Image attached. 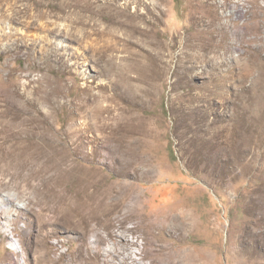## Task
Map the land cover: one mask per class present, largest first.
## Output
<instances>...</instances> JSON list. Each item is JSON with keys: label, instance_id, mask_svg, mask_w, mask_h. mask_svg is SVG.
Wrapping results in <instances>:
<instances>
[{"label": "rangeland", "instance_id": "obj_1", "mask_svg": "<svg viewBox=\"0 0 264 264\" xmlns=\"http://www.w3.org/2000/svg\"><path fill=\"white\" fill-rule=\"evenodd\" d=\"M2 205L0 264H264V0H0Z\"/></svg>", "mask_w": 264, "mask_h": 264}, {"label": "bare ground", "instance_id": "obj_2", "mask_svg": "<svg viewBox=\"0 0 264 264\" xmlns=\"http://www.w3.org/2000/svg\"><path fill=\"white\" fill-rule=\"evenodd\" d=\"M5 210L4 206L2 205V207L0 208V212H3ZM6 214V213H5Z\"/></svg>", "mask_w": 264, "mask_h": 264}]
</instances>
